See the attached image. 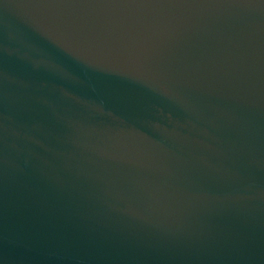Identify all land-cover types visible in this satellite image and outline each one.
Returning a JSON list of instances; mask_svg holds the SVG:
<instances>
[{"label": "water", "instance_id": "1", "mask_svg": "<svg viewBox=\"0 0 264 264\" xmlns=\"http://www.w3.org/2000/svg\"><path fill=\"white\" fill-rule=\"evenodd\" d=\"M0 264H264V0H0Z\"/></svg>", "mask_w": 264, "mask_h": 264}]
</instances>
